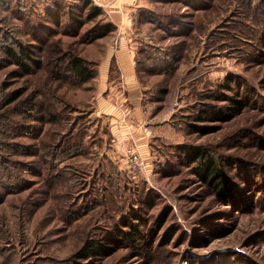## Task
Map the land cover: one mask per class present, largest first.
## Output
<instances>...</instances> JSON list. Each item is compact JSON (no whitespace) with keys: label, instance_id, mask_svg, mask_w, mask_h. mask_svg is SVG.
Instances as JSON below:
<instances>
[{"label":"rangeland","instance_id":"1","mask_svg":"<svg viewBox=\"0 0 264 264\" xmlns=\"http://www.w3.org/2000/svg\"><path fill=\"white\" fill-rule=\"evenodd\" d=\"M10 1L0 38L13 33L43 65L26 74L0 59V104L16 97L0 107V161L26 179L13 191L0 184V264H264L263 2L92 0L104 10L95 20L76 7V24L57 26L42 16L54 0ZM40 21L50 36L33 30ZM100 22L114 30L89 42ZM123 44L138 73L110 82L102 65ZM150 55L167 61L164 72ZM74 56L99 74L81 83L54 72ZM180 146L214 156L231 195L211 190ZM124 220L137 224L135 241ZM89 241L106 247L80 256Z\"/></svg>","mask_w":264,"mask_h":264},{"label":"trees","instance_id":"2","mask_svg":"<svg viewBox=\"0 0 264 264\" xmlns=\"http://www.w3.org/2000/svg\"><path fill=\"white\" fill-rule=\"evenodd\" d=\"M54 5L50 7V2L47 4L49 5V8L45 10V14H42L43 17L49 22L52 23V25L59 26L61 24L62 18L67 17L72 23L76 24L78 21V15L79 11H76V7L83 8L85 6L86 18L89 20H95L97 17H99L101 14H103L104 10L103 8L99 7L95 3L92 2V0H77L78 2H73L71 4L63 5L60 0H54ZM58 1V2H57ZM188 1L189 3L186 4L187 6H197V2L200 0H183ZM247 5L250 4V2ZM263 2L264 6V1ZM79 3V4H78ZM252 3V1H251ZM18 5V4H17ZM46 5V6H47ZM252 5V4H250ZM8 7L10 6L12 8V12L15 10L14 5L10 0H0V8L2 7ZM200 6V5H198ZM18 11L22 14L24 17V11L27 9V6L23 4L18 5ZM196 10L200 9V7H196ZM14 13V12H13ZM147 19L150 18L149 14H144ZM149 17V18H148ZM152 17V16H151ZM47 22V23H48ZM46 23L39 22L34 25L33 30H37L38 33H42L44 36H50L52 25L46 26ZM181 25V24H180ZM166 26V25H164ZM173 26V25H172ZM13 29V28H12ZM114 30V26L111 23L106 22L105 23H98L94 28H92L89 32V42L94 41L97 37L103 36L111 31ZM187 31V29H184ZM184 31V33L186 32ZM3 33V32H2ZM13 33L6 32L3 33L0 38V51L3 53V55H0V59H5L8 61H11L17 67L20 69L23 73H32L34 69L41 68L43 65V61L41 58L37 55L36 49L32 46H27L25 41L22 39L14 38ZM38 41L39 38H36ZM42 40V39H41ZM59 64L52 65L55 73H65L67 75H71L72 77L76 78L79 82H86L88 80H91L96 75V67L93 65L92 62H89V65L86 61H84L81 58H78L76 56L69 58V60L65 63V66L61 68L62 58H59ZM54 59L52 62L55 64ZM146 64L150 67H153V70L156 72H164L166 70V64L167 61L165 59H162L156 55H150L145 60ZM64 71V72H63ZM13 95H16L17 92H12ZM16 97L13 98L8 97L6 100H4L0 107L4 106V104H10L15 101ZM27 102L32 103L30 99H27ZM240 104V103H239ZM46 108V107H44ZM46 111V110H45ZM54 116V115H53ZM53 116L51 119H53ZM203 117H207L205 114H199L196 118L201 119ZM192 130L194 132H202L206 133L208 127L206 126H199L196 124L191 125ZM24 129H22L23 131ZM24 133V132H23ZM73 134V132H72ZM61 145V144H60ZM74 145V144H72ZM180 151L182 152L184 158L187 159L188 162H196L198 164L197 168L195 169V173L204 181V183L209 186L211 190H214V192L219 197H228L231 195L232 187L229 184V181L226 177V174L214 158L209 152H207L204 149H184L182 146L179 147ZM54 156L56 154L54 153ZM55 159V158H54ZM1 162H4L3 164ZM9 163V161H0V184H2L5 187V190H16V187L20 188L23 184V182L26 180L23 178L22 174H15L11 172V169H7L6 163ZM15 163V162H13ZM6 166V167H5ZM21 166L24 168L25 163L21 162ZM51 175V183L55 184L56 182L60 181L62 172L54 171V168H52L49 171ZM14 184H17L14 186ZM17 188V189H18ZM124 224L129 225L132 227V230L128 231V238H130L132 241L134 240L135 232L137 231V224L132 223L130 221L124 220ZM111 239L116 240V238H113L111 236ZM119 239V238H118ZM135 241V240H134ZM100 243L102 245L103 242L99 241H89L86 243L85 247L79 252V255L82 257H87L89 254V251L98 252V249H96V244ZM103 248L106 247V245H102Z\"/></svg>","mask_w":264,"mask_h":264},{"label":"crops","instance_id":"3","mask_svg":"<svg viewBox=\"0 0 264 264\" xmlns=\"http://www.w3.org/2000/svg\"><path fill=\"white\" fill-rule=\"evenodd\" d=\"M116 14L122 15V17L125 16L124 18H127L128 11H116ZM137 67L135 53L129 49L128 45L123 44L119 49L116 50L115 53L107 57L102 65L101 72L111 82L114 79L132 78L138 73ZM96 69V75H98L100 72V66H96ZM113 132L114 136L119 141L122 140V132H119L116 129H114Z\"/></svg>","mask_w":264,"mask_h":264},{"label":"built area","instance_id":"4","mask_svg":"<svg viewBox=\"0 0 264 264\" xmlns=\"http://www.w3.org/2000/svg\"><path fill=\"white\" fill-rule=\"evenodd\" d=\"M97 3H101V4H103V2H101L100 0H95ZM100 1V2H99ZM103 1H106V2H112V1H115V0H103ZM130 160L132 161V163L134 164V165H136V166H141V165H139L140 164V158H138V156L135 154V153H133L132 154V156L130 157Z\"/></svg>","mask_w":264,"mask_h":264}]
</instances>
